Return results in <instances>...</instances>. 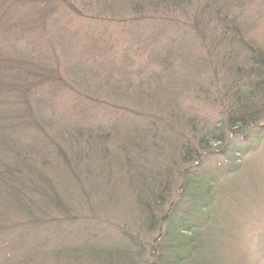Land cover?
<instances>
[{"label": "rangeland", "instance_id": "1", "mask_svg": "<svg viewBox=\"0 0 264 264\" xmlns=\"http://www.w3.org/2000/svg\"><path fill=\"white\" fill-rule=\"evenodd\" d=\"M263 52L264 0H0V184L31 186L0 187V264H160L178 198L201 263L264 264V129L228 122Z\"/></svg>", "mask_w": 264, "mask_h": 264}, {"label": "trees", "instance_id": "2", "mask_svg": "<svg viewBox=\"0 0 264 264\" xmlns=\"http://www.w3.org/2000/svg\"><path fill=\"white\" fill-rule=\"evenodd\" d=\"M216 16V15H215ZM198 34L199 31H198ZM234 36V35H232ZM240 44V40L238 41ZM237 41L234 43H238ZM204 45V44H203ZM222 45H216L210 49L209 51H213L217 48H221ZM209 51L207 52L209 54ZM232 53H228L229 59L231 58L234 59V53L230 49ZM264 53V52H263ZM252 58V54L250 53L248 56L245 58ZM256 62L251 63L249 67L245 66L243 70L238 71L236 68V75L238 79H240L241 82L247 81V79H253L255 78V82H253V85H240L242 87H239L241 91H236L235 93L231 94L230 96V105L232 106V115L229 117L228 122L229 125L233 122L231 125V133L234 135L238 133L237 135L239 136V139L242 141L247 142V138L251 136L254 132L255 133H260L261 130L264 129V124H262V117H264V54L260 56V58L256 57ZM233 61V60H232ZM250 79V80H251ZM259 81V82H258ZM257 82V83H256ZM236 131V132H235ZM242 131V132H240ZM236 135V136H237ZM222 139H216L213 141L215 142H220L224 145V149L218 151L219 155L222 156L223 159H225L228 155L231 157H236V152L233 147H231L230 143H225L221 141ZM212 143V144H213ZM232 143V142H231ZM222 145V146H223ZM228 164L231 163L230 159H225ZM13 167V166H12ZM9 167V168H12ZM5 168V166L3 167ZM3 169L0 175H4V173L7 174H12L10 175L11 177H15L16 173L19 174V170L17 168V165L13 169ZM149 173V171H148ZM147 174L146 170H138L137 172V178L142 176L138 180H144L147 178H144ZM150 174V173H149ZM191 174V172H188V175ZM135 175V176H136ZM163 175L162 172L158 171V173H153L152 175H147L149 176L148 178H151L153 182L157 179L161 180V176ZM2 177V176H1ZM188 176L184 174V179L187 178ZM15 178H18L17 176ZM29 178V177H28ZM135 177V179H137ZM164 178V177H162ZM31 181L32 179L29 178ZM8 179H5V181L2 182L0 187L6 192L8 190L9 192L11 189H13L16 193L18 192L19 194H23L22 191H19L25 188H31V186H28L30 184H27L28 187H25L26 183L24 182L23 179H19L20 185L13 186L12 184L8 183ZM140 183V182H139ZM6 186V187H4ZM8 186V187H7ZM20 186V188H18ZM151 185L150 183L142 182L141 185H138V188L143 191V194L146 195L147 201H150L151 203L148 204L149 208H152V202L156 203V200L154 196H152V191H151ZM190 187L188 182H184V184L181 186L180 190L181 193L185 192L186 189ZM212 187L211 184L205 185V193H201L203 197L207 196L208 201L201 206L202 204L198 205L197 210L199 209H204L201 210L200 213H205L212 205L213 197L210 192V188ZM149 188V189H148ZM147 190V192H146ZM7 193V192H6ZM18 194V195H19ZM13 197V199H17V196ZM162 195H160L161 197ZM168 196V195H167ZM19 197L23 198V195H19ZM197 199V197L195 196ZM11 199V198H10ZM163 200V198L161 197ZM168 199V197H167ZM180 198H178L175 202L169 203L168 209L165 211L164 216L161 218H155V221L153 222L155 226H157V230L159 231L158 236L156 239L158 240L157 244L155 245V249L163 248L164 249V254L161 257L160 264H211L210 260H207L206 262L201 263L198 260V256L203 253V249L205 248V241H206V236L205 232L202 231V228L204 224L206 225L207 221L203 222L199 218H195L194 221L190 222L191 220H186L183 217H180L179 221L180 223L184 224H178V225H171L170 221L172 219V214L174 213L175 209L177 208L179 204ZM11 201V200H10ZM149 203V202H148ZM158 203V202H157ZM156 203V204H157ZM153 209V208H152ZM210 210V209H209ZM208 210V211H209ZM148 212V210H146ZM153 214V213H152ZM151 215V213H150ZM192 215L195 214H191ZM164 224L166 225L165 230L164 229ZM189 225V226H188ZM187 226V227H186ZM150 225L148 226V228ZM202 227V228H201ZM201 228V229H200ZM150 229V228H149ZM155 239V240H156ZM165 245H162L164 244ZM166 251V252H165ZM205 251V249H204Z\"/></svg>", "mask_w": 264, "mask_h": 264}]
</instances>
